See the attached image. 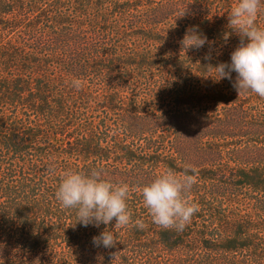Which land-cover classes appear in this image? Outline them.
<instances>
[{
    "label": "trees",
    "instance_id": "obj_1",
    "mask_svg": "<svg viewBox=\"0 0 264 264\" xmlns=\"http://www.w3.org/2000/svg\"><path fill=\"white\" fill-rule=\"evenodd\" d=\"M233 3L0 0V264H264V98L209 76L239 43L223 39ZM191 26L210 44L185 52ZM188 163L200 210L162 230L140 189ZM70 167L129 184L115 247L57 201Z\"/></svg>",
    "mask_w": 264,
    "mask_h": 264
},
{
    "label": "clouds",
    "instance_id": "obj_2",
    "mask_svg": "<svg viewBox=\"0 0 264 264\" xmlns=\"http://www.w3.org/2000/svg\"><path fill=\"white\" fill-rule=\"evenodd\" d=\"M262 11L264 0H234L227 13L229 31L224 33L223 39L227 41L231 34H235L239 37V43L230 53V62L209 65L215 73L214 77L209 76L217 82L221 79L232 81V73H236L233 87L238 95L252 93L264 98V26L257 23ZM187 14V6L178 9L174 22ZM181 44L186 52L199 50L210 42L198 26H191L186 30ZM205 59H211L209 53L205 54ZM72 85L79 89L82 82L74 79ZM195 172L196 168L190 163L185 164L180 173L164 168L141 187L143 206L160 229L182 231L199 212V205L190 198L196 183V177L192 174ZM129 195L127 182L107 179L100 168H66L60 175L55 192L62 208L76 210L77 218L73 225L76 222L84 227L105 225L100 235L92 238L95 247L104 248H113L118 241L114 232L106 230L112 221L121 228L133 223L128 207ZM134 226L141 230L147 227L142 219L135 220Z\"/></svg>",
    "mask_w": 264,
    "mask_h": 264
}]
</instances>
